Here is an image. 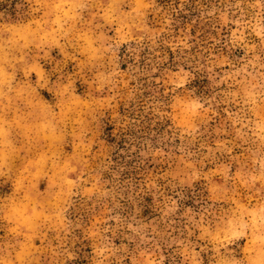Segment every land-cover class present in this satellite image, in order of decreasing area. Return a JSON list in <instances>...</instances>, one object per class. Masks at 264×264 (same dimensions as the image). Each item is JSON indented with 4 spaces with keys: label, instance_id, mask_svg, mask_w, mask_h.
I'll list each match as a JSON object with an SVG mask.
<instances>
[{
    "label": "rangeland",
    "instance_id": "obj_1",
    "mask_svg": "<svg viewBox=\"0 0 264 264\" xmlns=\"http://www.w3.org/2000/svg\"><path fill=\"white\" fill-rule=\"evenodd\" d=\"M0 264H264V0H0Z\"/></svg>",
    "mask_w": 264,
    "mask_h": 264
}]
</instances>
